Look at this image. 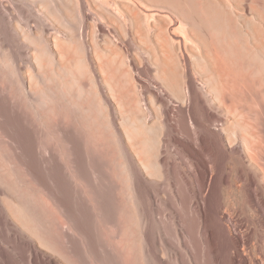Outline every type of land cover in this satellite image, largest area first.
I'll return each mask as SVG.
<instances>
[{
    "label": "bare ground",
    "instance_id": "obj_1",
    "mask_svg": "<svg viewBox=\"0 0 264 264\" xmlns=\"http://www.w3.org/2000/svg\"><path fill=\"white\" fill-rule=\"evenodd\" d=\"M90 14L105 30L82 50L75 16L93 35ZM145 67L167 102L143 97ZM0 105L32 127L24 135L50 136L54 118L67 123L60 134L95 150L122 146L125 187L138 197L141 179L163 178L161 157L172 149L189 165L193 193L206 191L224 160L243 165L264 195V0H0ZM108 106L116 112L98 113ZM67 107L75 111L54 112ZM42 158H53L50 146ZM261 250L235 252L239 264L242 255L264 264Z\"/></svg>",
    "mask_w": 264,
    "mask_h": 264
},
{
    "label": "rangeland",
    "instance_id": "obj_2",
    "mask_svg": "<svg viewBox=\"0 0 264 264\" xmlns=\"http://www.w3.org/2000/svg\"><path fill=\"white\" fill-rule=\"evenodd\" d=\"M92 17L93 35L86 24L79 30L75 16L73 44L82 50L89 48L88 35L102 43L104 25ZM138 78L144 98L151 91L157 100L170 99L152 68ZM111 112L98 107L99 114ZM66 125L52 118L50 136L24 135L32 127L0 105V264H239L242 244L250 255L262 252L264 195L243 165L218 162L219 179L213 175L206 191L195 194L189 165L180 149H172L161 157L164 179H141L138 197L123 180L127 151L76 142L58 132ZM46 146L53 152L49 160L42 158Z\"/></svg>",
    "mask_w": 264,
    "mask_h": 264
}]
</instances>
